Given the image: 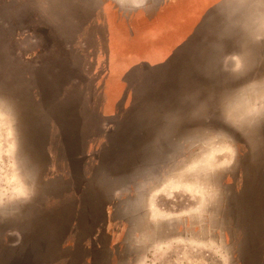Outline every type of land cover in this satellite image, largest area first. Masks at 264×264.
I'll return each instance as SVG.
<instances>
[{
    "label": "rangeland",
    "instance_id": "1",
    "mask_svg": "<svg viewBox=\"0 0 264 264\" xmlns=\"http://www.w3.org/2000/svg\"><path fill=\"white\" fill-rule=\"evenodd\" d=\"M0 264H264V0H0Z\"/></svg>",
    "mask_w": 264,
    "mask_h": 264
}]
</instances>
